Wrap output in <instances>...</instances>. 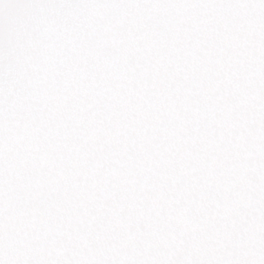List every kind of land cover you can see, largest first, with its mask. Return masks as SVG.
Returning <instances> with one entry per match:
<instances>
[{"label": "snow or ice", "instance_id": "1", "mask_svg": "<svg viewBox=\"0 0 264 264\" xmlns=\"http://www.w3.org/2000/svg\"><path fill=\"white\" fill-rule=\"evenodd\" d=\"M0 264H264V0H0Z\"/></svg>", "mask_w": 264, "mask_h": 264}]
</instances>
